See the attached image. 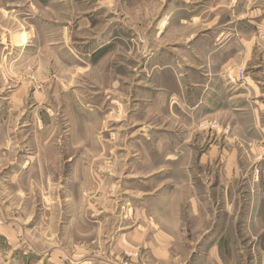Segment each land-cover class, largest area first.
Wrapping results in <instances>:
<instances>
[{"label": "rangeland", "instance_id": "1", "mask_svg": "<svg viewBox=\"0 0 264 264\" xmlns=\"http://www.w3.org/2000/svg\"><path fill=\"white\" fill-rule=\"evenodd\" d=\"M262 18L264 0H0V264H264V223L242 222L259 160L221 81L264 66Z\"/></svg>", "mask_w": 264, "mask_h": 264}, {"label": "crops", "instance_id": "2", "mask_svg": "<svg viewBox=\"0 0 264 264\" xmlns=\"http://www.w3.org/2000/svg\"><path fill=\"white\" fill-rule=\"evenodd\" d=\"M253 25L258 26L263 33H261L262 37L260 39L262 42H255L254 37L252 36L253 38L251 43L262 45L264 43V18L260 19L257 24ZM225 41L226 40H222L220 42L216 41L215 45L217 44L216 49L218 50H211L208 56L218 54L216 61H220V63H224L228 60L230 55L228 54L229 49L225 51ZM252 47L254 46L248 47L250 50L247 53L248 48H246L244 40H241L240 38L237 40V45L235 47L236 51L233 55H237L236 57L239 62L242 57L245 58V61H247L248 57L253 60L255 59L257 53H254V49ZM263 48L262 50H264ZM224 54L227 56L226 59L223 58ZM261 58L264 59V51L261 53ZM253 62L256 63L255 61ZM227 66H229V64ZM226 67H223L222 69L216 68L211 72L209 71L207 77L212 78L215 82L213 83V91H216V89L219 88L217 85L220 83V80L216 81L217 78L220 76L224 78L226 72H228L227 76H229L230 71L225 69ZM241 79L242 80L238 82H231L225 79L221 81L224 82L223 87L226 90V93L231 92V94L237 95L235 98L230 96V99L228 98L227 102H240L239 106L235 105L236 107L231 109L232 111H229V109L226 108V119H229L237 126L239 132H242V138L240 140H242L245 146H247L249 154L255 152L259 160L257 164H255L256 166L251 164L253 167L259 169V181L256 184L251 185V188L248 187L250 192L247 198L248 201L246 203L247 208L245 215L242 219L244 225L251 227L253 223H264V66L261 67V64L258 63L249 64L248 66L246 65V68L244 69V78ZM249 96L253 98H250ZM234 109H236V111H233ZM229 151L232 152V149H229ZM232 164L233 161H230V171L235 173L236 168L235 166L233 167Z\"/></svg>", "mask_w": 264, "mask_h": 264}]
</instances>
